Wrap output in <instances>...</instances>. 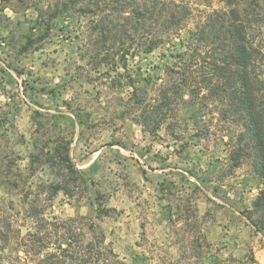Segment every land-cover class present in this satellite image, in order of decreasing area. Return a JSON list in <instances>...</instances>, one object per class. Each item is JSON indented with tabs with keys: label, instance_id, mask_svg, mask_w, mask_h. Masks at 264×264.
Returning <instances> with one entry per match:
<instances>
[{
	"label": "rangeland",
	"instance_id": "374dc122",
	"mask_svg": "<svg viewBox=\"0 0 264 264\" xmlns=\"http://www.w3.org/2000/svg\"><path fill=\"white\" fill-rule=\"evenodd\" d=\"M130 1L126 13L155 0ZM97 2L0 0V226L12 229L4 255L23 256L18 241L35 232L36 209L48 221L77 220L79 238L102 241L122 264H264V233L249 216L261 181L250 159L230 162L241 125L222 119L212 101L188 97L159 129L138 123L132 85L151 103L170 48L124 53L132 17L123 27L110 15L102 24ZM178 2L190 13L186 29L224 8L220 0ZM258 5L253 13L264 19V0ZM147 32L138 33L141 43ZM64 139L75 188L51 198L56 170L30 157Z\"/></svg>",
	"mask_w": 264,
	"mask_h": 264
},
{
	"label": "trees",
	"instance_id": "16d2710c",
	"mask_svg": "<svg viewBox=\"0 0 264 264\" xmlns=\"http://www.w3.org/2000/svg\"><path fill=\"white\" fill-rule=\"evenodd\" d=\"M100 1L101 6L97 2L94 7L102 14L98 19L102 24L108 15L116 16V22L122 27L129 20L127 16L133 19L134 34L129 45L120 44L124 53L133 45L142 48L144 53L165 44L170 48L171 63L165 66L164 81L156 87L151 103L142 99L132 85L128 101L135 110L141 111L136 118L138 123L152 132L159 129L174 120L177 107L188 97L189 102L212 101L218 105L222 119L241 125L243 132L236 140L230 162L238 168L245 159L251 160L262 188L249 216L255 230L264 233V49L254 33L259 30L258 25H264V19L259 13H253L259 0H220L224 8L203 12L192 22L191 29H186L190 13L178 0H155L146 10L140 11L136 6L128 13L130 0ZM240 3L246 4L242 12L238 10ZM97 27L95 23L93 29ZM147 27V37L141 43L142 36L138 33ZM68 145L69 141L64 139L30 157L32 164L42 163L56 170L59 181L47 187L51 198L59 192L72 196L75 188L70 187L77 175L68 155ZM30 216L35 221V232L27 233L28 239L18 241L22 257L11 260L4 255L12 239V229L10 224L6 228L0 226V264L8 259V264H122L102 241L84 242L79 238L77 220L48 221L36 209L30 211ZM46 227H51L54 235H43ZM51 244L56 247L51 248Z\"/></svg>",
	"mask_w": 264,
	"mask_h": 264
}]
</instances>
